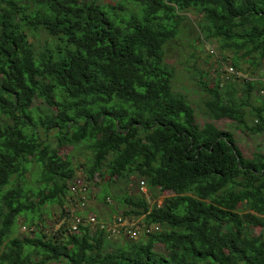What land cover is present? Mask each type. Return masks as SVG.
<instances>
[{
    "label": "trees",
    "instance_id": "trees-1",
    "mask_svg": "<svg viewBox=\"0 0 264 264\" xmlns=\"http://www.w3.org/2000/svg\"><path fill=\"white\" fill-rule=\"evenodd\" d=\"M109 8L116 23L87 0H0V264H264V155L245 158L233 134L214 125L225 119L264 134V98L256 95L264 87L256 76L264 75V0ZM189 13L205 41L231 53L228 64L252 69V80L200 82L211 120L203 125L172 92L164 63ZM39 130L45 138L54 131L56 147ZM82 143L93 156L86 181L105 166L110 183L134 177L152 200L171 193L159 206L140 191L121 201L124 219L158 229L114 246L98 226L11 236L19 217L42 222L43 206L73 196L72 162L57 149ZM32 165L37 190L25 179Z\"/></svg>",
    "mask_w": 264,
    "mask_h": 264
},
{
    "label": "rangeland",
    "instance_id": "rangeland-1",
    "mask_svg": "<svg viewBox=\"0 0 264 264\" xmlns=\"http://www.w3.org/2000/svg\"><path fill=\"white\" fill-rule=\"evenodd\" d=\"M93 3L101 5L104 13L112 23H116V19L111 16L112 12L109 7L116 6L118 3H124L128 8L133 6V0H87ZM187 19L181 25L180 31L177 36L165 45L164 51V63L167 64L172 72L171 89L172 92L183 96L188 104H190L196 116V122L199 125H203L206 122L211 121L210 117L206 113L204 108V102L208 99L207 94L200 87V82L205 83L209 87H212L215 80H219L221 83L226 80L224 74V66L230 63L231 53L221 52L219 50L218 42L215 40L205 41L203 36L200 35L196 23L198 17L193 13L186 14ZM43 38V37H42ZM42 41V40H41ZM226 60H223L224 57ZM239 76L249 77L248 73L252 71L248 65L240 64ZM226 68V67H225ZM259 77L258 73L256 75ZM264 76L263 74L260 76ZM244 79V78H242ZM254 97L255 94H254ZM255 104V101H252ZM35 104L39 107L40 111L44 114H51L54 112L52 108H46L40 101H36ZM248 123L251 122L249 117ZM214 125L222 131H228L233 134L235 144L240 150L241 155L245 158H251L253 154L264 155V134L251 135L246 132L238 123L230 120L215 121ZM39 136L41 139L45 138L42 130H39ZM46 141L50 142L53 147H56L57 139L54 131H49ZM88 143H82L73 146H63L58 148V155L61 157H68L72 162V166L75 171V177H80L88 186V193L85 194L86 201L85 206L80 208L77 206L81 199L73 196H67L62 205H45L40 209L41 221L34 220L32 223H26L24 217H19L12 227L11 236L22 237L23 235L32 236L33 231H37V226L41 228L44 226L46 229L44 232L52 235L56 231H59L62 227L69 228L72 223V216L76 212H80L81 215L85 212L86 216L94 217L95 224L91 225V229L98 227H105L108 232L109 245L122 244L126 240H140L145 239L142 229V222L139 218L124 219L123 211L126 207L121 204V201L127 194H134L142 190L145 191L149 205L153 203H162L163 199L170 195L169 192H161L157 194V197L152 200L150 194L146 192V188L140 189L139 183L137 184L134 177H131L130 182H126L124 179H115L113 183L108 180V175L105 172V166L102 167L100 172L102 176L95 175L92 182L85 180V170L90 165L92 160V152L88 148ZM27 186L30 189L37 190L42 184L38 181L40 179L39 170L32 165L30 171L25 175ZM83 196V197H84ZM121 221V222H120ZM121 228H125L126 232H118ZM136 231V236L131 238L127 231ZM259 233L258 229L253 230V235Z\"/></svg>",
    "mask_w": 264,
    "mask_h": 264
},
{
    "label": "built area",
    "instance_id": "built-area-1",
    "mask_svg": "<svg viewBox=\"0 0 264 264\" xmlns=\"http://www.w3.org/2000/svg\"><path fill=\"white\" fill-rule=\"evenodd\" d=\"M226 67V68H225ZM224 74L226 75V79H232V80H236V79H241V78H245V79H248V80H252L251 78H248L247 76H244L242 74V76H239L240 74V71L236 70L232 65L230 64H227L224 66ZM260 77V76H259ZM258 78V77H257ZM259 79H261L262 83L264 84V76L260 77ZM256 95L261 97V98H264V87L263 88H260L259 90L256 91ZM139 186H140V189L142 190L143 188H146L144 183L141 181L139 182ZM69 191L70 193L77 197L78 199H81L82 201L81 202H78V207L80 208L81 206H85V201H86V196H84L85 194L88 193V186L87 184L82 180V178L80 177H75L74 180L69 184ZM145 191L142 190V193H144ZM146 195V194H145ZM84 196V197H83ZM161 203L158 204V206L160 205ZM72 223L71 225H69V228H68V231L69 232H77V228L78 226H89L90 229H91V225L94 226L95 224V219L94 217H91V216H83V215H73L72 216ZM121 222V221H120ZM100 229H103L105 228L104 226L103 227H99ZM158 228L157 227H151V228H148L147 230H145V232H150L152 230H157ZM123 231V232H126L125 228H121L119 231ZM118 231V232H119ZM127 233L129 234V236L131 238H134L136 236V231L134 230H129L127 231Z\"/></svg>",
    "mask_w": 264,
    "mask_h": 264
}]
</instances>
